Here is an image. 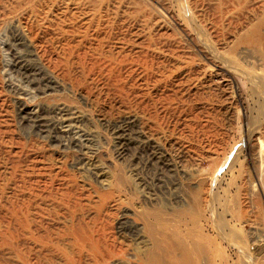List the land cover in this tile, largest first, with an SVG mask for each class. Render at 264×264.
<instances>
[{"label": "rangeland", "instance_id": "obj_1", "mask_svg": "<svg viewBox=\"0 0 264 264\" xmlns=\"http://www.w3.org/2000/svg\"><path fill=\"white\" fill-rule=\"evenodd\" d=\"M143 3L188 62L173 61L182 67L173 76L141 68L88 88L18 41L22 28L0 3V199L19 194L17 167L36 156L75 191L80 216L92 215L120 178L121 198L134 206L187 212L210 264H264V93L239 74L264 77L258 12L240 23L216 18V0L205 11L187 0Z\"/></svg>", "mask_w": 264, "mask_h": 264}, {"label": "bare ground", "instance_id": "obj_2", "mask_svg": "<svg viewBox=\"0 0 264 264\" xmlns=\"http://www.w3.org/2000/svg\"><path fill=\"white\" fill-rule=\"evenodd\" d=\"M143 1L0 0V3L5 6L4 18L22 28L18 41L29 42L47 65L88 88L97 77L119 84L124 74L141 68L150 72L161 69L173 76L182 68L175 62H188L187 52L179 47V42L169 38V29L162 30L153 24L146 10L141 9L145 8ZM187 1L193 9L205 11L206 0ZM216 2V18H235L241 23L247 22L248 13L258 12L253 38L264 41V0ZM60 4L65 5V9L61 6L62 16L58 11L60 17L58 14L59 18L53 20L52 9ZM132 18L138 25L131 24ZM152 24L155 28L148 33ZM255 59L261 61L264 72V54ZM239 74L264 93L263 76ZM33 160L32 165L17 167L19 194L5 202L0 199V264H210L205 242L200 247L193 227L184 221L187 212L136 207L121 198L126 183L118 178L114 188L102 194L93 214L80 216L83 204L75 191L52 178V170L36 156Z\"/></svg>", "mask_w": 264, "mask_h": 264}]
</instances>
